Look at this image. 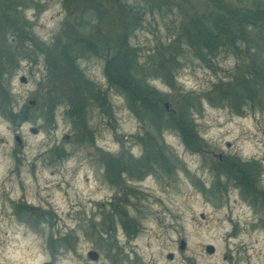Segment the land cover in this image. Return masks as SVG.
Returning a JSON list of instances; mask_svg holds the SVG:
<instances>
[{"label": "rangeland", "instance_id": "rangeland-1", "mask_svg": "<svg viewBox=\"0 0 264 264\" xmlns=\"http://www.w3.org/2000/svg\"><path fill=\"white\" fill-rule=\"evenodd\" d=\"M217 2L264 7L0 0V99L9 91L15 118L0 111V264H264V211L250 192L264 190V95L209 101L219 87L235 96L246 68L233 55L208 67L182 43L167 62L182 28ZM126 5L141 17L128 32ZM124 40L154 112H134L108 82ZM182 112L191 146L167 126Z\"/></svg>", "mask_w": 264, "mask_h": 264}, {"label": "trees", "instance_id": "trees-1", "mask_svg": "<svg viewBox=\"0 0 264 264\" xmlns=\"http://www.w3.org/2000/svg\"><path fill=\"white\" fill-rule=\"evenodd\" d=\"M147 8L149 7L147 6ZM156 8L162 9L161 6H152L149 9L154 11ZM124 13L125 19H130V22L124 27L125 31L128 32L133 24L136 26V22L141 21L140 9H134L126 5L124 6ZM182 29L183 33L175 38L174 44L168 48V63L178 61V59H175L176 45L183 43L192 49L195 56L205 62L208 67L215 62L220 54L224 53L233 55L237 58L239 66H245L246 68L244 72H241V69L238 68L241 73L237 77L238 85H236L235 96L232 95V88L230 87L226 89L222 87L215 88V92H217L215 97H210L209 101L211 103L219 101L220 104H224L230 102L234 97L238 100V89L243 91L250 103H255L261 94L264 95V7L255 6L254 8L235 9L232 5H223L221 2H217L215 7L207 14L191 18ZM125 40L121 43L118 54L106 66L108 82L111 86H115L126 93L129 107L134 112L138 113L141 109L154 112L156 106H151L148 100L141 98V96H144L142 93L150 94L153 92V88L139 76L136 70V51ZM74 50H76L75 55L79 52L78 49H71L68 52V58H71ZM8 55L9 63L13 65L16 58L13 54H10V51ZM162 57L166 58L167 56L163 54ZM10 68L12 67H8V69ZM0 74H6V72L3 71L2 73L0 69ZM8 97H10L9 91L3 92L2 99H0V111L5 115L9 112L12 115L9 119L14 122V114L7 105ZM258 101H261V99ZM167 124L168 127L180 133L188 146L193 144L190 135L195 133V124L188 112H182L178 119L169 118ZM152 127L154 128V126ZM76 128L78 129L79 126ZM156 128L161 129L158 126ZM247 180L248 182L250 180L248 175ZM250 192L252 202L256 208L264 211V190L257 188V190Z\"/></svg>", "mask_w": 264, "mask_h": 264}, {"label": "water", "instance_id": "water-1", "mask_svg": "<svg viewBox=\"0 0 264 264\" xmlns=\"http://www.w3.org/2000/svg\"><path fill=\"white\" fill-rule=\"evenodd\" d=\"M167 107V105H166ZM17 141L21 142V139L19 137H17ZM186 247V243L183 241L181 242V249L184 250ZM207 251L211 254H213L215 252V249L212 247V246H208L207 247ZM90 257L93 259V260H97L98 259V254L96 252H91L90 253Z\"/></svg>", "mask_w": 264, "mask_h": 264}]
</instances>
